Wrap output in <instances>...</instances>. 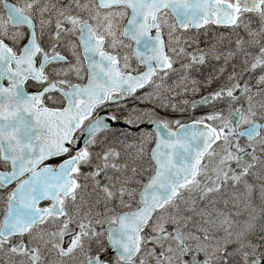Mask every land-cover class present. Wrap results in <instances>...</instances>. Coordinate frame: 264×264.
Masks as SVG:
<instances>
[{
    "label": "snow or ice",
    "instance_id": "snow-or-ice-1",
    "mask_svg": "<svg viewBox=\"0 0 264 264\" xmlns=\"http://www.w3.org/2000/svg\"><path fill=\"white\" fill-rule=\"evenodd\" d=\"M0 264H264V0H0Z\"/></svg>",
    "mask_w": 264,
    "mask_h": 264
}]
</instances>
